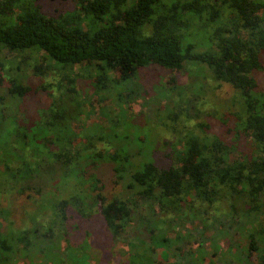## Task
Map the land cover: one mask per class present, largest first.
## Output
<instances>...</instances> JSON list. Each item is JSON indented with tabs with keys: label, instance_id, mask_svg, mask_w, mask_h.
<instances>
[{
	"label": "trees",
	"instance_id": "1",
	"mask_svg": "<svg viewBox=\"0 0 264 264\" xmlns=\"http://www.w3.org/2000/svg\"><path fill=\"white\" fill-rule=\"evenodd\" d=\"M25 53L42 55L33 78L21 75ZM0 56V199L14 193L31 206L20 228L14 206L0 202L10 228L0 232V264H195L209 251L208 264H264V0H74L54 12L40 0H0ZM186 65L237 92L234 136L205 135L185 110L204 133L163 120L175 139L155 159L148 116L130 117L123 99L149 92L141 72L150 83ZM85 103L99 104L106 124L78 136L71 123ZM103 168L123 196L106 201ZM71 181L89 193L64 196Z\"/></svg>",
	"mask_w": 264,
	"mask_h": 264
},
{
	"label": "rangeland",
	"instance_id": "2",
	"mask_svg": "<svg viewBox=\"0 0 264 264\" xmlns=\"http://www.w3.org/2000/svg\"><path fill=\"white\" fill-rule=\"evenodd\" d=\"M40 4H42L49 12L50 10L53 12L56 10L63 11L72 8L74 6V0H40ZM199 27L197 26L196 28L198 29ZM25 55L28 60L26 65H24L25 67L23 66L24 70L21 71V75L23 77L24 75H27V78H33V76L30 75L33 69L32 66L35 63L40 62L42 55L41 53H33L31 55L25 53ZM190 66L191 65L185 66L187 70L186 73H182L181 71H172L170 73L160 71V74L156 77L150 75V83L146 81V77L148 76L147 72L143 71L141 72V76L144 75L145 77L142 79V83L146 85V92L147 90L149 92L138 97H127L123 99L126 106V112L130 117H134L143 121L148 116V124L146 126L149 127L146 129V138L148 142L152 143L153 150L156 149L154 152L155 159H158L161 153L168 149V144H166L167 141L174 142L175 139V137L170 136L168 130L162 127L163 120L170 121L175 125L178 123L176 126L178 129L182 130V132L192 131L197 132L200 135L204 133L198 127L191 129L188 126L187 122L184 120L186 117L185 110H187L189 113L195 112L192 117L194 123L201 122L203 124H207V134L205 135H217L227 140H232L234 136V125L237 123L235 111L240 110L242 107V101L237 92L227 84L216 83L209 78H206L204 75H202V71L199 68ZM50 73L59 78L61 82L65 80L61 74L56 71H51ZM153 74L156 75V73ZM73 76H76V73H74ZM68 78L72 79L74 77L68 75ZM256 79L258 80V84L263 86L264 72L258 73ZM48 80L51 81L52 78L48 77ZM83 81L84 80L78 81L79 87L80 89L85 90L87 89L85 85L86 82ZM64 82H66V80ZM176 86L182 89L180 93L177 92L178 90ZM172 87L175 89H172ZM44 100H46V98ZM93 100H95V97H93ZM116 102L117 101L110 99L106 105L107 107H110L111 110L116 112L118 109ZM98 107L99 104H97L95 109L91 111L92 109L89 108V104L85 103L83 106L84 114L79 115L75 120L72 121V127L74 129H78V136H81L87 128H91L94 124H106L104 117L99 114ZM174 113H178L179 116L176 117ZM227 129H230V132L227 131ZM79 131H81V135ZM142 134L143 132L139 133V138ZM82 144L83 142L80 141L79 146L82 147ZM242 145V148L246 152L252 151V147L247 143V140L242 142ZM148 150H151L150 145ZM164 158L165 159H160L162 163L169 161L168 158ZM97 174L104 176L105 182L107 183L106 186L101 190L106 198V201L110 200L113 196H123L126 193V188L121 186L123 183H115L114 180L116 177L112 176L108 169L103 168L101 171H97ZM62 187L65 189L64 196L66 197L68 196V193L79 195L89 193L90 190L89 186L85 184V181H83V183L75 181L66 182ZM44 192V194L47 195L53 191L49 190L48 188ZM58 194L55 193V195ZM22 199H24L23 196L18 197L13 193L10 195H5L3 199H0V202L2 201L1 204L5 206L6 203L9 204L8 207L14 206L16 209L14 213V219L17 226L19 225L18 227L20 228H26L27 226H30L31 222L29 220L23 221V211L26 209V207L31 206L29 201H23ZM172 215V212L167 214L161 213V217L167 216V219ZM184 217L187 218V216ZM98 222L99 219L96 222L91 223V226L95 229L99 225ZM0 223L2 225L0 230L1 233L7 232L10 229L2 217H0ZM174 223H176V220ZM183 225H187V223H184ZM179 227V225L174 226L175 229H178ZM235 241H237L239 246L241 244V250L243 251L242 255H247V250L244 246L245 240H243L242 237L236 235ZM116 254L117 255L114 257L118 261H124L126 259L125 256H119L118 252H116ZM210 254L211 251H209L203 258L201 256L197 257L195 264H208L209 259L214 257V255L210 256ZM91 258L93 263H98L97 259L99 258V252L95 248L91 249ZM250 259L253 261L251 256ZM103 264L111 263L104 262Z\"/></svg>",
	"mask_w": 264,
	"mask_h": 264
}]
</instances>
